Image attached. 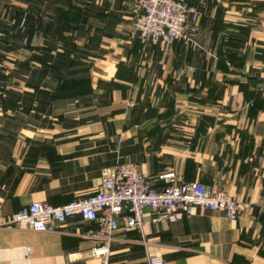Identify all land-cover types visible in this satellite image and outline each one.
Here are the masks:
<instances>
[{"label": "crops", "instance_id": "0c3cea01", "mask_svg": "<svg viewBox=\"0 0 264 264\" xmlns=\"http://www.w3.org/2000/svg\"><path fill=\"white\" fill-rule=\"evenodd\" d=\"M182 1L199 29L162 44L131 36L133 0H0V217L93 195L132 163L156 189L175 171L242 212L121 228L109 264H264V0ZM95 227H0V264H102Z\"/></svg>", "mask_w": 264, "mask_h": 264}, {"label": "built area", "instance_id": "2783aa9c", "mask_svg": "<svg viewBox=\"0 0 264 264\" xmlns=\"http://www.w3.org/2000/svg\"><path fill=\"white\" fill-rule=\"evenodd\" d=\"M133 1L135 16L131 36L142 42L188 41L191 33L199 29L198 7L182 0ZM158 178L166 183L162 189L151 186L136 164L117 165L104 174L95 194L60 206L34 202L12 215L1 216L0 227L17 226L45 232L79 216L96 224L86 234L97 244L91 254L102 259V264H109L115 233L121 228L131 231L160 221H177L192 215L196 208L224 212L234 221L241 215L242 205L232 197L199 182H181L175 171L162 173ZM31 251L32 247L27 248L28 254ZM144 264L166 262L161 256L149 255Z\"/></svg>", "mask_w": 264, "mask_h": 264}, {"label": "rangeland", "instance_id": "374dc122", "mask_svg": "<svg viewBox=\"0 0 264 264\" xmlns=\"http://www.w3.org/2000/svg\"><path fill=\"white\" fill-rule=\"evenodd\" d=\"M186 3V2H185ZM200 14V13H199ZM190 40V39H189ZM263 90H264V85H263V87L260 89V97H262V92H263ZM263 98V97H262ZM228 196V195H227Z\"/></svg>", "mask_w": 264, "mask_h": 264}]
</instances>
